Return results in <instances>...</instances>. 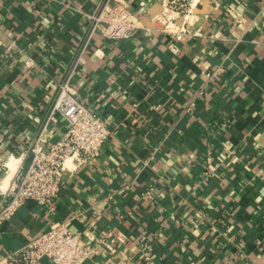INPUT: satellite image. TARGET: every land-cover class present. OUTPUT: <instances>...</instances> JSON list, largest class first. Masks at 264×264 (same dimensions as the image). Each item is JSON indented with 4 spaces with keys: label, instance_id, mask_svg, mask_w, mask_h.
Listing matches in <instances>:
<instances>
[{
    "label": "crops",
    "instance_id": "1",
    "mask_svg": "<svg viewBox=\"0 0 264 264\" xmlns=\"http://www.w3.org/2000/svg\"><path fill=\"white\" fill-rule=\"evenodd\" d=\"M200 1L182 39L140 29L87 42L71 84L110 134L65 171L53 211L27 199L0 224V259L65 222L99 244L83 264H264V0ZM99 2L0 0V191L27 167L86 41L75 7ZM128 3L142 17L160 0Z\"/></svg>",
    "mask_w": 264,
    "mask_h": 264
},
{
    "label": "built area",
    "instance_id": "2",
    "mask_svg": "<svg viewBox=\"0 0 264 264\" xmlns=\"http://www.w3.org/2000/svg\"><path fill=\"white\" fill-rule=\"evenodd\" d=\"M200 2L160 0L158 8L146 9L142 17L130 8L128 0H100L94 12L75 7L90 23L86 41L60 82L52 107L29 144L31 157L27 167L17 173L9 187L0 191L3 195L0 224L10 219L27 199H33L53 211V197L61 188L65 171L74 170L97 156L110 134L106 121L77 99L71 84L75 70L84 61L86 44L93 35L98 32L108 38H127L143 29L182 39L190 32L189 26L198 20L195 10ZM15 41L12 39L5 50H10ZM32 61L31 57H27V64ZM194 101L195 98L191 105ZM59 117L66 121V128L57 139L51 140L53 125ZM98 245L97 242L90 243L63 222L34 235L6 253L0 259V264H37L44 258L53 264H83L98 252Z\"/></svg>",
    "mask_w": 264,
    "mask_h": 264
},
{
    "label": "bare ground",
    "instance_id": "3",
    "mask_svg": "<svg viewBox=\"0 0 264 264\" xmlns=\"http://www.w3.org/2000/svg\"><path fill=\"white\" fill-rule=\"evenodd\" d=\"M13 161H14V160H12L11 162H13ZM11 162H10L9 165H10L11 170H13V167H12V163H11ZM10 173H11V172H10ZM10 175H11V174H9V175L6 177L5 181L3 180V181H4L3 183H5V182L8 180V178L10 177Z\"/></svg>",
    "mask_w": 264,
    "mask_h": 264
}]
</instances>
